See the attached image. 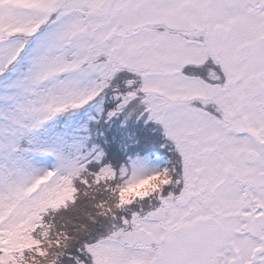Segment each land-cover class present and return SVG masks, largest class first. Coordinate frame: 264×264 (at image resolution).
I'll use <instances>...</instances> for the list:
<instances>
[{
	"label": "snow or ice",
	"instance_id": "1",
	"mask_svg": "<svg viewBox=\"0 0 264 264\" xmlns=\"http://www.w3.org/2000/svg\"><path fill=\"white\" fill-rule=\"evenodd\" d=\"M0 264H264V0H0Z\"/></svg>",
	"mask_w": 264,
	"mask_h": 264
}]
</instances>
